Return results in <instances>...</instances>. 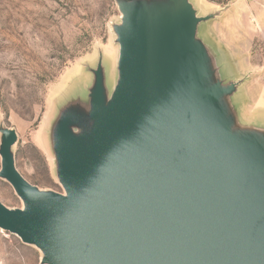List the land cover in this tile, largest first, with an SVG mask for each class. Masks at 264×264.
Listing matches in <instances>:
<instances>
[{"label":"water","instance_id":"obj_1","mask_svg":"<svg viewBox=\"0 0 264 264\" xmlns=\"http://www.w3.org/2000/svg\"><path fill=\"white\" fill-rule=\"evenodd\" d=\"M159 1L178 19L162 40L147 28L158 2L119 1L111 101L99 71L91 145L79 150L65 128L57 144L66 195L26 181L12 161L15 137L3 142L0 176L25 208L0 202V228L40 248L45 264H264L263 161L245 150L229 111L210 106L221 92L201 85L205 19L190 0Z\"/></svg>","mask_w":264,"mask_h":264},{"label":"rangeland","instance_id":"obj_2","mask_svg":"<svg viewBox=\"0 0 264 264\" xmlns=\"http://www.w3.org/2000/svg\"><path fill=\"white\" fill-rule=\"evenodd\" d=\"M119 1L0 0V175L3 142L14 136L10 151L22 177L45 193L66 195L57 144L65 128L79 150L91 145L96 132L91 96L99 71L103 98L107 105L111 101L123 21ZM190 2L205 19L197 30L205 52L201 85L221 92L210 106L228 110L245 150L260 154L256 183L264 184V0ZM155 4L148 34L162 40L178 19L176 10ZM167 13L174 17L162 23ZM0 202L14 211L25 208L1 176ZM44 257L0 228V264H45Z\"/></svg>","mask_w":264,"mask_h":264},{"label":"bare ground","instance_id":"obj_3","mask_svg":"<svg viewBox=\"0 0 264 264\" xmlns=\"http://www.w3.org/2000/svg\"><path fill=\"white\" fill-rule=\"evenodd\" d=\"M16 236H18V235H16ZM19 237V236H18ZM20 238V237H19ZM21 239V238H20ZM38 248V247H37ZM39 250H41L40 248H38Z\"/></svg>","mask_w":264,"mask_h":264},{"label":"crops","instance_id":"obj_4","mask_svg":"<svg viewBox=\"0 0 264 264\" xmlns=\"http://www.w3.org/2000/svg\"><path fill=\"white\" fill-rule=\"evenodd\" d=\"M191 4L193 5V3L191 2Z\"/></svg>","mask_w":264,"mask_h":264}]
</instances>
